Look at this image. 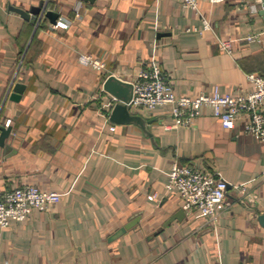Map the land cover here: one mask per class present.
<instances>
[{"label": "crops", "instance_id": "1", "mask_svg": "<svg viewBox=\"0 0 264 264\" xmlns=\"http://www.w3.org/2000/svg\"><path fill=\"white\" fill-rule=\"evenodd\" d=\"M42 1L67 25L46 15L34 24L17 9ZM199 5L200 12L182 0H0V124L12 127L0 143V191L33 183L62 194L47 209L0 225V264H264L258 136L242 125L224 128L208 106L177 128L166 126L174 121L170 106L131 108L149 132L111 119L121 101L104 87L111 74L131 81L156 62L190 96L215 84L241 91L252 87L249 73L264 75V0ZM201 13L211 24L203 32L195 29L204 26ZM228 38L232 52L220 46ZM81 54L105 66L84 64ZM17 81L26 86L14 99ZM175 160L229 181L215 225L166 188Z\"/></svg>", "mask_w": 264, "mask_h": 264}, {"label": "built area", "instance_id": "2", "mask_svg": "<svg viewBox=\"0 0 264 264\" xmlns=\"http://www.w3.org/2000/svg\"><path fill=\"white\" fill-rule=\"evenodd\" d=\"M184 6H191L201 11L199 0H182ZM221 2L224 0H208ZM202 14V13H201ZM203 15V14H202ZM204 26L195 29L203 32L211 28L207 17L203 15ZM67 24L58 21L56 26ZM256 34H249L248 40H253ZM221 49L233 51V39H220ZM79 60L87 65L102 68L105 63L89 54H81ZM251 88L231 92L222 90L215 84L212 90L198 96L180 94L169 81L168 75L159 63H152L139 69L131 80L133 95L129 104L133 107H144L150 110L158 106H170L174 121L167 127L192 125L201 114L203 107H211L226 129H235L242 125L243 130L258 136L264 142V75L257 72L249 73ZM10 121H7L9 124ZM115 129L116 126H111ZM229 181L217 172L198 167L194 163L186 164L175 160L169 171L168 190H176L183 198L186 210L197 208L209 223L215 225L219 219V205L227 197ZM244 194H249L248 188L240 186ZM154 198L159 196L154 191ZM62 194L56 190H45L33 183H26L14 188L0 191V225L9 226L13 221L26 219L34 209L45 210L51 203L60 201Z\"/></svg>", "mask_w": 264, "mask_h": 264}, {"label": "water", "instance_id": "3", "mask_svg": "<svg viewBox=\"0 0 264 264\" xmlns=\"http://www.w3.org/2000/svg\"><path fill=\"white\" fill-rule=\"evenodd\" d=\"M94 1V0H90ZM21 12V14L27 19L31 20L34 24L39 23L43 15L49 16L53 23H57L59 13L53 10L44 11V1H42L39 5H34L29 11L24 10L22 8H17ZM260 13L264 15V7L260 10ZM26 84L17 81L14 85V90L11 93V98L18 99L21 93L24 91ZM104 87L106 90L113 93L115 96L119 97L121 101H117L111 112V119L115 122L122 123H130L136 122L143 126L146 132H149L147 129V120L141 114H136L131 111L132 105L128 102L132 98L133 95V84L131 81L123 80L118 76L111 74L108 76L104 83ZM0 143L3 144L5 142L6 137H8L12 131L11 126H6L4 124H0ZM182 213V212H180ZM181 217L180 214L177 215ZM262 224L264 225V213L259 216ZM136 219L130 220L124 226L119 228L113 235L112 239L119 237L123 233H125L129 228H131L135 223Z\"/></svg>", "mask_w": 264, "mask_h": 264}]
</instances>
